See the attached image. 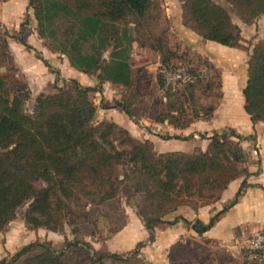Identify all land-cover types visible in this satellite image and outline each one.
Returning a JSON list of instances; mask_svg holds the SVG:
<instances>
[{
    "label": "trees",
    "instance_id": "trees-1",
    "mask_svg": "<svg viewBox=\"0 0 264 264\" xmlns=\"http://www.w3.org/2000/svg\"><path fill=\"white\" fill-rule=\"evenodd\" d=\"M179 1L186 3L184 18L204 40L223 46L236 41L238 27L231 20V10L215 0ZM223 1L245 24L264 14V0ZM154 6L155 0H28L38 36L47 39L52 50L64 55L78 72H97L98 86H82L74 79L70 89L56 84L54 93L38 95L33 114H30L25 109V98L12 93L5 77L0 75V232L6 230L18 209L25 204L27 208L23 217L28 229L45 228L60 232L64 223L73 225L75 222L69 203L81 199L86 203H103L118 196L123 182L132 188L134 194L147 190L150 194L144 195V200L149 201H170L171 193L178 198L182 194L197 193L199 196L206 186L214 188L212 174L224 167L221 155L233 153L228 142L211 146L214 155L210 156L207 153L191 155L177 151L156 153L148 142L140 145L131 140L129 156H126L110 141L112 123L93 124L96 106L92 93L99 92L104 82L124 88L132 86L133 34L148 28L149 20L154 21L150 15ZM28 20L26 14L20 30L11 34L0 27L4 29L5 37L33 50L37 58L50 68L40 53L25 40ZM147 36L151 37L150 34ZM1 42L0 59L2 63L10 64L12 57L6 38ZM149 48L159 54L161 66L169 67L163 59L164 50L159 42L149 44ZM157 82L159 87L164 86L161 74L157 76ZM244 97L243 110L252 124L264 121V40L257 43L249 55ZM115 106L132 117L129 106L121 102ZM226 131L238 141H255V134L244 136L227 128L222 135H227ZM170 138L186 139L179 136ZM122 165L128 173L120 179L117 171ZM258 173L259 170L254 175ZM234 179L229 177L225 180L219 193ZM146 180L152 184V192L148 190ZM246 185L243 180L234 201L216 212L208 223L195 220L191 226L194 231L200 234L211 228L235 203ZM151 209L149 216L139 213L150 232L160 223L167 226L179 221L187 226L191 223L182 216L162 220L159 216L161 205ZM66 245L77 246L78 243L68 242ZM33 247L42 250L29 256ZM62 255L49 243L33 242L8 254L0 264H65ZM104 257L122 259L120 254L106 253L93 258L89 264H104Z\"/></svg>",
    "mask_w": 264,
    "mask_h": 264
},
{
    "label": "rangeland",
    "instance_id": "rangeland-1",
    "mask_svg": "<svg viewBox=\"0 0 264 264\" xmlns=\"http://www.w3.org/2000/svg\"><path fill=\"white\" fill-rule=\"evenodd\" d=\"M215 1L224 8L231 10L229 12L231 20L238 27L236 41L232 45L220 47L199 36L184 18L186 16L185 2L155 0V6L150 11L154 21L149 20L148 28L144 27L138 33L134 32L133 34L135 41L132 43L131 50L132 86L124 88L117 84L104 82L100 86L99 92L91 94L96 106L93 124L112 123L114 127L111 131L110 141L116 149L123 151L126 156H129L131 140H135L140 145L148 142L154 152L160 153L155 149L167 148L168 143L172 139L174 140V138H170L171 136L184 137L186 138L184 140L175 139V141L180 142L179 147L181 148H183V144L184 146L187 144L186 151L179 152L191 155L207 153L210 156L214 155L211 146L218 142H228L232 146L233 153L221 155V163L224 164V167L218 173L212 174V179L215 180L214 188L206 186L199 196L197 193L182 194L178 198L174 193H171L172 200L170 201H161L163 199L149 201L144 200V195L150 194L147 190L143 189L140 190V193L134 194L132 188L123 182L118 196L103 203H86L85 199L69 203L72 218L75 219L73 225L64 223L60 232L38 228L40 231L37 235L32 233L33 242L49 243L53 250L62 252V260L65 264H89L93 258L97 259L106 253L120 254L122 259L112 260L104 257L102 259L104 264H160L157 258L159 255L152 242L156 236V230L160 231L167 228L164 223L154 226L151 232L146 229L147 237L142 240L139 239L129 249L108 250L106 241L112 239L114 234L123 228L124 230L133 229L130 224L131 221L127 227L125 223L134 216L139 218L142 227L146 228L139 213L149 216L151 208H159L160 205L162 210L159 216L162 220H167L166 218L178 209L184 214H188L189 210L209 207L210 212L215 214L217 208L230 203L219 199V188L225 180L229 177H235L236 180L242 178L246 181L250 175L248 171L250 161L254 167L252 173L254 174L259 170V158H264V133L259 134L260 136L256 132L251 133L255 134V141L248 139L238 141L229 135V131H226L227 135H222V132L227 128L236 131L229 125V117L230 111L240 110V106L236 100L224 99V101L220 88L222 79L227 85L230 78H236V74L238 77H241L243 73L246 74L247 62L253 47L264 40V33L260 32L258 26V19L264 14L257 17L252 23L245 24L223 0ZM178 21L187 29L185 36L179 34L181 28L176 27ZM238 22L241 26L237 25ZM28 26L29 20L27 30ZM8 32L13 33L9 30ZM148 34L151 37L148 38ZM26 37L27 32L25 33ZM3 38L10 39L5 37L4 29L0 27V52ZM141 42L143 46L140 45ZM157 42L162 45L163 59L169 63V67L161 66L159 54L149 48V44H157ZM43 43L49 52L55 53L47 39H44ZM55 54L60 57L64 56L59 53ZM104 58L106 59V54ZM0 62V75L5 77L10 91L24 97L26 112L33 114L35 99L39 95L37 91L45 83L43 82L42 85L38 83L34 91L31 92L28 80L18 72L13 62L6 64L2 63L1 59ZM178 67H186L192 74L198 76L196 83L193 86L180 84L175 92L166 89L165 85L159 87L157 76L161 74L163 78L161 70L172 71ZM48 69L53 74L51 83H48L49 89H52V82H55V85L70 89L73 79L82 86H98L97 72L84 74L74 71L75 77L71 78L70 74L73 71L67 63L63 66L62 72L53 69L51 66ZM244 88L242 87L239 98L241 102L245 101ZM117 102L129 106L132 117L125 114L120 107H116ZM126 125L131 126V132L125 129ZM146 134L150 135L148 136L153 140L152 142L142 137ZM250 158L254 159L250 160ZM117 173L122 179L123 175L128 173V169L122 165L118 167ZM145 182H148V190L152 192V184L147 180ZM35 185L38 186L39 183H35ZM26 208L27 204L18 209L15 218L12 220V226L20 222L25 225L23 215ZM29 230L37 232V229ZM186 236L182 243H175L169 249H165V259L163 260L166 264H248L247 262L243 263L242 259L234 262L235 260L227 255H224L222 262H219L218 259L214 260L210 256L214 251H208L215 250L214 247L211 246L212 249H207L200 241L193 240L190 235ZM68 242H76L78 245L67 247L66 243ZM138 243L141 244L136 248ZM41 250L40 247H33L29 256ZM133 250H136V253ZM145 253L146 255H144ZM215 255H217L216 252Z\"/></svg>",
    "mask_w": 264,
    "mask_h": 264
},
{
    "label": "crops",
    "instance_id": "crops-1",
    "mask_svg": "<svg viewBox=\"0 0 264 264\" xmlns=\"http://www.w3.org/2000/svg\"><path fill=\"white\" fill-rule=\"evenodd\" d=\"M26 14L29 18L27 37L25 38L26 42L34 50L39 52L42 58L45 59L53 69L62 72L65 63L69 66L70 64L64 56L60 57L55 53L49 52L43 43L44 39H41L38 36L36 32V20L32 9L28 7V0L0 1L1 27L12 32H18ZM237 25L241 26L240 22H238ZM177 26L181 28L179 34L185 36V33H187L186 27L179 23V21L176 27ZM258 26L260 32L264 33V15L258 19ZM214 44L220 47H226L215 42ZM7 46L14 67L21 75L26 77L28 84H30L31 92L34 91V88L38 83L41 85L45 83L42 85V88L37 91L38 94L55 92V82H52L53 84H51L52 89H49L48 86V83H51L52 81L53 74L49 71L48 67L37 58L33 50L26 49L21 43L11 38L7 39ZM71 71H73L70 74L71 78H74V71L77 70L71 67ZM56 80L57 79L55 78V81ZM246 80L247 71L246 74L243 73L241 77H238L236 74V78H230L227 85H225L224 79H222V86L220 88L222 99L236 100L237 104L240 106V110L230 111L229 117V125L235 128L237 133L241 135H250L251 133L256 132L258 136H260L264 133V122H257L253 125L249 116L243 110L244 102L239 100L241 89L242 87H245ZM125 127L126 130L131 132V126L126 125ZM168 129L170 128L168 127ZM146 135L142 137L145 140L152 142L153 140L149 137L150 135ZM186 145L187 144L184 146L183 144V148H181L179 147L180 142L172 139L170 143H168L167 148L161 147L155 150L160 153L186 151ZM251 159L254 158H250V160ZM259 161V173L257 175L252 173L254 171L252 168L254 167L253 163L250 161V167L248 169L250 175L246 179L247 185L243 188L241 195L237 198L235 203H233L232 206L219 217L216 223L205 232L198 234L191 226L194 224V221L192 222L194 218L203 224L208 223L209 219L214 215L210 212L209 207H200L196 210H189L188 214H184L178 209L174 211L170 217L166 218L167 220H172L173 217L182 216L191 223L186 227L184 223L179 221L172 226H167V228L163 230H156V236L152 244L155 245V250L159 255L157 258L160 264H166L163 260L165 259V249H169L175 243H182L185 241L187 237L186 235H190L192 239L197 242L200 241L207 249H210L211 246L214 247L215 250H208L210 252L214 251V253L210 255L214 260L218 259L219 262H222L224 255H227L231 259H234V262L242 259L243 263L247 262L248 264H255L247 261L243 251V245L250 235L264 229V158H259ZM242 181L243 179L241 178L240 180L235 179L229 182L227 187L220 192L219 199L223 202L229 201L232 203ZM225 206L217 208L215 211L218 212ZM129 221H131L130 224L133 229L129 228L128 230H124L123 228L120 231H117L112 239L106 241L108 250L115 251L129 249L130 246H133L139 241V239L142 240L147 237L148 232L146 231V228L142 227L139 218L136 216L131 217L126 221V227L130 225ZM12 222L13 221L8 224V228L5 231L0 232V260L8 254H13L21 247L33 243L32 233L37 235L38 231H40V229H37V232H34L35 230L27 229L23 222L12 226ZM215 252L217 255H215ZM144 255H146V253Z\"/></svg>",
    "mask_w": 264,
    "mask_h": 264
},
{
    "label": "built area",
    "instance_id": "built-area-1",
    "mask_svg": "<svg viewBox=\"0 0 264 264\" xmlns=\"http://www.w3.org/2000/svg\"><path fill=\"white\" fill-rule=\"evenodd\" d=\"M163 84L166 89L175 92L180 84H195L198 76L192 74L186 67H178L175 70H161ZM243 251L248 262L255 264L264 263V229L250 235L243 245Z\"/></svg>",
    "mask_w": 264,
    "mask_h": 264
}]
</instances>
